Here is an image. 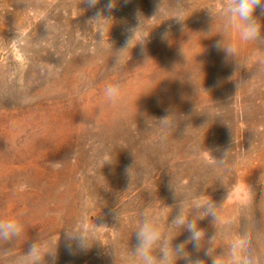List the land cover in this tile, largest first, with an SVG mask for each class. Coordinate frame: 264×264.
<instances>
[{
  "label": "rangeland",
  "instance_id": "obj_1",
  "mask_svg": "<svg viewBox=\"0 0 264 264\" xmlns=\"http://www.w3.org/2000/svg\"><path fill=\"white\" fill-rule=\"evenodd\" d=\"M105 3L0 0V219L23 228L0 264H32V243L43 264H134L146 209L174 246L181 209L204 230L191 260L264 264V43L226 0H115L96 19Z\"/></svg>",
  "mask_w": 264,
  "mask_h": 264
},
{
  "label": "clouds",
  "instance_id": "obj_2",
  "mask_svg": "<svg viewBox=\"0 0 264 264\" xmlns=\"http://www.w3.org/2000/svg\"><path fill=\"white\" fill-rule=\"evenodd\" d=\"M90 8H96L100 0H85ZM115 6V0H107L103 8L96 12V19L103 16L105 10L111 11ZM257 9L260 10L261 15H264V0H226L224 7V14L230 26L239 30L240 37L243 41H257L264 43V26L260 23L258 17L255 15ZM155 17V16H154ZM152 17V18H154ZM166 36V34H164ZM132 39L128 41V47ZM215 47L225 51L231 55L234 51L231 47H226L223 39L216 42ZM121 49L119 52H123ZM117 64L120 61V56H116ZM106 95L115 99L120 94V85H110L105 90ZM130 172V170H129ZM214 205L208 204V214H213ZM148 210L143 213L144 220L140 224L135 233L136 244L131 252V260L134 264H176V261L183 258L188 261V264H203L200 260L189 259V254L185 251L187 243H193L199 249L202 246V237L205 238L204 230L199 229L197 224L189 220L183 209L172 219L171 227L173 229L186 226L189 232L187 241L173 245L171 239L167 238L161 227L148 219ZM23 228L18 220L14 218L0 219V240L9 241L13 237L20 236ZM69 242L75 241L79 248H87L88 238L84 233H80L74 237L67 238ZM215 237L209 240L211 244ZM244 246V241H240L232 246L231 252L226 255L235 257L238 249ZM207 254L212 256V248L209 247ZM25 256L31 259L32 264H43L44 255L41 252L40 246L37 243H32L25 253ZM213 264H217V259L213 256Z\"/></svg>",
  "mask_w": 264,
  "mask_h": 264
}]
</instances>
